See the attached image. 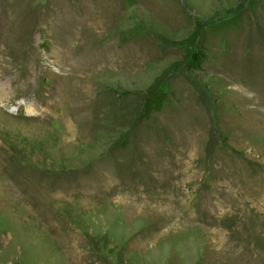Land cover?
Returning <instances> with one entry per match:
<instances>
[{"label":"rangeland","instance_id":"obj_1","mask_svg":"<svg viewBox=\"0 0 264 264\" xmlns=\"http://www.w3.org/2000/svg\"><path fill=\"white\" fill-rule=\"evenodd\" d=\"M0 264H264V0H0Z\"/></svg>","mask_w":264,"mask_h":264},{"label":"trees","instance_id":"obj_2","mask_svg":"<svg viewBox=\"0 0 264 264\" xmlns=\"http://www.w3.org/2000/svg\"><path fill=\"white\" fill-rule=\"evenodd\" d=\"M240 25H241L240 19L239 18H233L231 20H228L224 24H220L216 28L217 31H215L214 34L216 35V33L221 31V28H223L224 26H226V28L229 30H235V29L239 30L241 28ZM205 55H207V54H206L203 46L197 49V52L194 56L195 59L191 63L192 67H194L193 69H197V67L204 62V60L206 58ZM166 104H168L167 95L154 90L148 95V97L146 99L144 111L147 112V114L151 113L152 111H155V110L160 111Z\"/></svg>","mask_w":264,"mask_h":264}]
</instances>
